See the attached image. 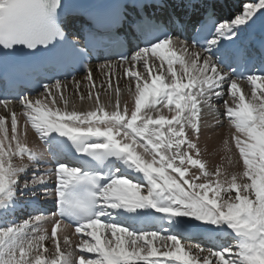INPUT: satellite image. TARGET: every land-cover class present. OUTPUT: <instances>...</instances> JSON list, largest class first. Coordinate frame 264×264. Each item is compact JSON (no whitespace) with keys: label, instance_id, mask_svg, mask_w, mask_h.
<instances>
[{"label":"snow or ice","instance_id":"1","mask_svg":"<svg viewBox=\"0 0 264 264\" xmlns=\"http://www.w3.org/2000/svg\"><path fill=\"white\" fill-rule=\"evenodd\" d=\"M169 7L111 0L70 39L65 0H0V264H264V0L222 20L217 0ZM101 49L118 56L99 66L107 103L89 63ZM47 67L82 68L87 95L75 78L74 94L92 107L70 108L68 84L37 75ZM225 123L236 172L210 170L200 147ZM21 198L29 214L13 222Z\"/></svg>","mask_w":264,"mask_h":264},{"label":"bare ground","instance_id":"2","mask_svg":"<svg viewBox=\"0 0 264 264\" xmlns=\"http://www.w3.org/2000/svg\"><path fill=\"white\" fill-rule=\"evenodd\" d=\"M240 10H242V5ZM234 13H236V9L234 10ZM117 72L119 73V82L118 86L121 88L122 91V103L124 101H127L129 103V106H132L133 100L131 97L127 95V87H128V81L123 77V70L120 68H117ZM109 74L104 71L97 72L95 70L94 72V81L96 82V88L101 92V100L102 102L107 103L108 96L105 93L104 89H101L99 86L101 83H104L105 88L107 87ZM80 81V89L83 91L85 95H87L88 88L85 86L84 83ZM68 84V83H67ZM113 87L117 86V80L116 78L112 79ZM241 87L244 90H248L249 86H247L245 83L241 84ZM69 93L66 95H69L70 98V104L69 107L71 108L73 105H75L77 110H88L92 107V104H90L87 100L80 101L79 97H77L74 94V89L68 84ZM220 104L219 111H223L222 102H218ZM62 107V105H61ZM17 111H19V106L17 107ZM0 114H5L3 112V109H0ZM209 122H213V117L211 115L206 116L205 118ZM228 125L227 123L224 124L223 127H205L201 134L200 139V147L203 153V157L205 160L209 162V168L210 170H215L216 165H223L225 169H227L229 172H236L239 171V166L236 164V161L238 160V153L235 152V149L233 148L232 152V160L233 163L229 164L227 161V155L228 153L225 151L223 146V139L228 135ZM28 141L29 144H35L36 147L42 148V146L39 144V142L36 140V138L33 136V134L29 131L28 134ZM196 171V170H193ZM22 199V198H21ZM24 199V198H23ZM50 228V225H49ZM75 239V238H74ZM46 246L50 247L48 242H46Z\"/></svg>","mask_w":264,"mask_h":264},{"label":"rangeland","instance_id":"3","mask_svg":"<svg viewBox=\"0 0 264 264\" xmlns=\"http://www.w3.org/2000/svg\"><path fill=\"white\" fill-rule=\"evenodd\" d=\"M21 222V221H20Z\"/></svg>","mask_w":264,"mask_h":264}]
</instances>
